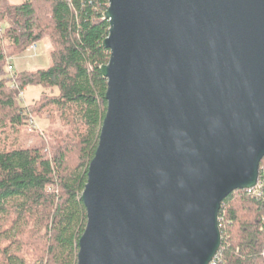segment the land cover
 <instances>
[{
  "label": "water",
  "instance_id": "1",
  "mask_svg": "<svg viewBox=\"0 0 264 264\" xmlns=\"http://www.w3.org/2000/svg\"><path fill=\"white\" fill-rule=\"evenodd\" d=\"M106 112L76 264H210L264 158V0H108Z\"/></svg>",
  "mask_w": 264,
  "mask_h": 264
},
{
  "label": "trees",
  "instance_id": "2",
  "mask_svg": "<svg viewBox=\"0 0 264 264\" xmlns=\"http://www.w3.org/2000/svg\"><path fill=\"white\" fill-rule=\"evenodd\" d=\"M107 8L108 0H0V264L77 262L80 196L106 112ZM41 40L51 44L48 67L8 71L9 57ZM29 86L41 92L26 102ZM263 165L259 196L237 190L221 203L216 264H264Z\"/></svg>",
  "mask_w": 264,
  "mask_h": 264
},
{
  "label": "rangeland",
  "instance_id": "3",
  "mask_svg": "<svg viewBox=\"0 0 264 264\" xmlns=\"http://www.w3.org/2000/svg\"><path fill=\"white\" fill-rule=\"evenodd\" d=\"M11 2H18L19 0H10ZM37 50L32 51L27 48L21 55L9 57L12 60L13 69H33L35 67H48L50 65V59L48 56L50 49V42L48 40H41L37 44ZM8 58V59H9ZM8 69V68H7ZM41 92V88L38 86H29L21 94L22 98L26 102L36 98ZM18 134L10 135L11 138H15Z\"/></svg>",
  "mask_w": 264,
  "mask_h": 264
},
{
  "label": "built area",
  "instance_id": "4",
  "mask_svg": "<svg viewBox=\"0 0 264 264\" xmlns=\"http://www.w3.org/2000/svg\"><path fill=\"white\" fill-rule=\"evenodd\" d=\"M30 50H32L33 52L37 50V45L33 44L30 48ZM7 63H8V71L12 73L13 69H12V60L9 58L7 59ZM32 123V122H31ZM260 171V169H259ZM262 171L264 172V165L262 166ZM257 187H259V178H258V182L256 184V186L252 189H248L247 194L250 195L252 198L255 196H259L258 192H257ZM219 221V217L217 219ZM263 256H264V252H263ZM218 259V257L215 255V257L212 259L210 264H216V260Z\"/></svg>",
  "mask_w": 264,
  "mask_h": 264
}]
</instances>
